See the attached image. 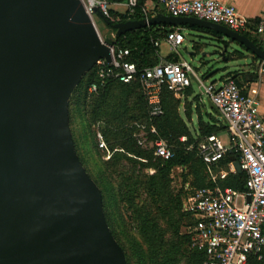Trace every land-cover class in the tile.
<instances>
[{
	"label": "water",
	"instance_id": "obj_1",
	"mask_svg": "<svg viewBox=\"0 0 264 264\" xmlns=\"http://www.w3.org/2000/svg\"><path fill=\"white\" fill-rule=\"evenodd\" d=\"M152 26L208 30L216 49L200 62L248 61L236 70L258 80L249 72L264 51L223 25L159 13L102 41L81 0H0V264H127L73 151L67 92L119 37Z\"/></svg>",
	"mask_w": 264,
	"mask_h": 264
},
{
	"label": "built area",
	"instance_id": "obj_2",
	"mask_svg": "<svg viewBox=\"0 0 264 264\" xmlns=\"http://www.w3.org/2000/svg\"><path fill=\"white\" fill-rule=\"evenodd\" d=\"M81 1L95 29L93 9L117 24L119 19L111 11L113 6H123L128 15L140 8L142 19H150L159 13L177 18L193 17L223 25L245 36H264V15L258 22H253L241 17L234 6L215 0H154L152 8L147 6L150 0ZM184 40L179 28L164 39L175 55ZM160 42L155 41V47ZM130 55L131 51L121 47L116 40L110 55L95 62L100 82L90 86L88 93H97L111 81L127 85L139 83L147 103V115L133 123L134 137L138 146L153 151L155 161H170L175 157L174 146L161 137L156 125L164 116L163 93L167 90L177 99L182 98L191 87L193 70L184 61L160 62L138 69L127 60ZM258 72L264 75V61L260 62ZM198 83L202 94L212 102L225 122L228 143L225 145L216 134H210L186 146L185 150L195 148L208 168L218 166L228 153H233L246 175V190L239 192L217 184L194 190L184 203V213L192 220L185 233L190 238V249L204 255L200 264H264V119L260 103L257 97L245 94L230 77L221 83L201 80ZM180 142L187 143L186 139ZM97 143L100 149L107 148L100 132ZM230 170L237 173L235 164H230Z\"/></svg>",
	"mask_w": 264,
	"mask_h": 264
},
{
	"label": "trees",
	"instance_id": "obj_3",
	"mask_svg": "<svg viewBox=\"0 0 264 264\" xmlns=\"http://www.w3.org/2000/svg\"><path fill=\"white\" fill-rule=\"evenodd\" d=\"M109 1L112 3L124 2V0ZM140 4L142 5V1ZM111 14L118 18L119 22L142 19L140 8L136 9L132 15L119 14L114 10L111 11ZM110 24L111 27L116 23L110 22ZM174 29L170 26H152L129 32L119 37L117 41L121 47L131 51L127 60L134 63L138 69H143L159 63L158 48L155 47L154 42L164 40ZM169 62L179 61L173 57ZM230 78L238 84L237 77ZM99 82L97 68L94 65L79 85L76 96L84 109L89 127L93 123H104L105 125L102 130L103 136L108 142L110 150L114 152L111 159L105 162L106 172L118 184L121 201L123 204H127L132 212L130 216V220L134 224L132 226H135L149 243L151 261L154 264H181L182 259H177L178 252L173 247L174 242L171 239L166 241L159 232V215L166 214L167 209L164 206L172 202L167 192L169 175L176 167L194 164L197 167L196 189L213 187L216 184H212L204 174L202 175V170L208 167L196 155V151L185 150V147L191 142L187 145L180 142L179 138L186 131L178 115L179 103L175 101L170 92L165 90L163 93L164 116L157 120L156 125L161 137L173 144L175 157L166 162H153V151L138 146L134 137L136 130L132 127L134 122L143 120L147 115V103L139 83L127 85L111 81L106 87L99 88L97 93L89 94L88 88L94 84L98 85ZM219 130L221 129L206 126L203 128L202 135H210ZM146 168H154L157 173L148 176L144 171ZM219 186L243 192L246 190V175L244 173L232 175ZM100 193L101 200L104 201L105 196L101 187ZM140 198H142L141 201H139ZM176 202L180 206V202ZM185 215L192 224L191 218L187 214ZM179 239L185 248L187 264H200L204 261L203 254L190 249L189 236L183 235ZM126 257L130 264L127 255Z\"/></svg>",
	"mask_w": 264,
	"mask_h": 264
},
{
	"label": "rangeland",
	"instance_id": "obj_4",
	"mask_svg": "<svg viewBox=\"0 0 264 264\" xmlns=\"http://www.w3.org/2000/svg\"><path fill=\"white\" fill-rule=\"evenodd\" d=\"M84 1L87 2V0ZM117 9L122 11L125 7L118 6ZM93 18L96 31L101 39L104 40L114 35L115 32L111 27L107 26L97 14L94 15ZM185 46L188 50H183L184 48H182L179 52L186 60L191 61L189 52H191L192 49L189 40L186 41ZM168 49L167 44H162V52H167ZM223 64L225 63L213 62L216 70ZM226 65L228 66L227 70L230 69L233 72L235 71L236 66H234V63H226ZM88 71L84 72L81 78L67 92V121L73 151L85 175L99 190L100 187L102 188L105 196L104 201L102 200V209L107 228L112 238L123 250L124 255L126 253L128 256L130 264H154L150 259L149 243L143 235L140 234L138 229L132 226L134 225L132 220H130L132 212L127 207V204L125 205L121 201L118 184L111 179L106 172L105 162L111 159L114 152L110 150L109 144L105 138L107 148L102 150L98 147L97 133L100 132L103 135L102 130L105 125L104 123H93V125L89 127L84 109L76 96V91L84 77L88 74ZM223 73V71H219L214 75L211 73L209 74V78H205H207L208 81L219 82ZM192 88L196 95H203L196 81L192 80ZM203 97L207 99L204 95ZM207 100H205V104L209 113H211ZM208 119L209 118L204 115V120L208 121ZM196 123V114H194L193 124L191 126L192 129L197 128ZM222 136L223 139L227 141L226 134L223 133ZM192 150L196 151L195 148ZM153 162H155V160H153ZM196 169L197 167L194 164H190L183 167H176L172 170L169 175V187L167 188V192L170 195L169 199H171L172 202L167 206L163 205L167 209L166 214L163 213L159 215V232L166 241L171 239L174 242L173 247L178 252L177 259H182L181 264H187L188 262L184 252L185 248L182 246V243H180L179 237L186 235L187 227L190 225V221L184 213V203L197 187V181L195 179ZM144 171L148 176L157 173V170L154 168H146ZM203 174L210 182L211 175L208 168L202 170V175ZM141 200L142 198L139 199V201ZM176 201L180 202V206L177 205L178 203ZM126 255V263L129 264Z\"/></svg>",
	"mask_w": 264,
	"mask_h": 264
},
{
	"label": "crops",
	"instance_id": "obj_5",
	"mask_svg": "<svg viewBox=\"0 0 264 264\" xmlns=\"http://www.w3.org/2000/svg\"><path fill=\"white\" fill-rule=\"evenodd\" d=\"M219 1L223 4L234 6L239 13L241 17H244L250 21L258 22L262 16L264 15V0H215ZM147 6L149 8H152L154 6V0H150L147 3ZM118 6H113V10L119 14H125L126 9L118 10ZM175 28V27H173ZM179 28L184 36V43L183 45L178 49V54L175 55L172 51L170 46L162 40L160 42V45L158 48V58L159 63L160 62H169L173 57H176L178 61H184L187 62L192 70L193 74L192 76L196 79V82L198 83V80H201L203 82H216L221 83L228 77H237L238 85L243 90L245 94L252 95L257 97L259 103H260V113L261 116L264 119V75H260L258 71H255V67L260 64L261 61L259 60H253L252 65L254 68H252V71L249 72V74H256L258 75L257 81H247L245 80V75L248 74L247 71H231L230 69L227 70V65L220 66L217 70L215 67L209 68V66H204V62L201 61V56L203 53H213L216 49L215 40L211 38L212 34L205 29H199L197 27L192 26H182V27H176L175 29ZM249 37L254 43L258 45L259 48H261L264 51V36H257V35H250ZM190 41L191 43V49L192 51L189 52V55L191 57V61L186 60L179 52L180 49L184 48L183 50H188V48L185 46L186 41ZM168 45V51L162 52V44ZM249 63L248 61H244L242 63H237L234 66H243L247 65ZM223 71V75L220 79V81H208L205 77H210L209 74ZM199 85V83H198ZM200 88V86H199ZM173 96V95H172ZM174 97V96H173ZM175 101L179 103L178 107V115L181 119L183 126L185 127V133L179 138L181 141L182 139H186L187 143L189 145H192L193 143H196V141L201 140L207 135H202L203 128L206 126H213L216 127V129H221L217 132H212L211 134H216L219 139L227 145L228 143V135L226 133V125L223 119L220 117V114L218 110L215 108V106L212 104V102L208 99H204L203 95H196L192 84L191 87H189L183 94L182 98L177 99L174 97ZM205 100H207L208 105L210 106L211 113H209ZM194 114H196V120H197V128L192 129L191 126L193 124V117ZM204 115L208 117V121L204 120ZM223 133L227 136V141L223 139ZM98 144V143H97ZM231 156V157H230ZM230 158V159H229ZM237 162L236 156L233 153H228L227 156L221 161L218 166L214 168H208L210 173V182L212 184H221L223 181H226L230 176L236 175L237 173H233L230 170V164H235ZM215 177V179H214ZM221 187V186H220Z\"/></svg>",
	"mask_w": 264,
	"mask_h": 264
}]
</instances>
